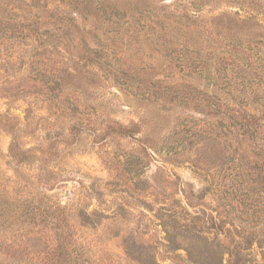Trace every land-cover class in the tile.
Wrapping results in <instances>:
<instances>
[{
	"label": "rangeland",
	"instance_id": "rangeland-1",
	"mask_svg": "<svg viewBox=\"0 0 264 264\" xmlns=\"http://www.w3.org/2000/svg\"><path fill=\"white\" fill-rule=\"evenodd\" d=\"M0 6L1 14L8 6L18 14L12 17L28 22L66 11L80 29L40 25L43 37L71 39L78 61L63 45L57 53L43 47L38 63L23 69L19 59L36 47L34 37L17 40L21 50L0 52V226L55 223L68 233L74 256L92 264H230L232 252L242 263L264 264L262 175L228 169L243 151L227 143L202 169L168 155L171 143L181 148L206 125L188 103L196 105L200 90L214 93V83L225 79L213 66L202 74L188 69L184 62L196 57L188 49L214 60L229 52L238 60L231 57L221 75L256 79L263 97L264 0H0ZM8 57L19 63L3 73ZM238 63L242 74L233 71ZM52 73L60 75L48 78L55 81L51 100L40 81ZM123 83L154 85L156 97L142 99ZM168 84L162 104L160 87ZM19 87L32 92L12 98ZM218 93L252 100L238 90ZM172 95L180 97L173 102ZM134 123L133 137L107 132ZM247 142L246 167L258 159ZM48 232L33 245L44 251L41 259L49 253L57 264L50 251L56 232Z\"/></svg>",
	"mask_w": 264,
	"mask_h": 264
},
{
	"label": "trees",
	"instance_id": "trees-1",
	"mask_svg": "<svg viewBox=\"0 0 264 264\" xmlns=\"http://www.w3.org/2000/svg\"><path fill=\"white\" fill-rule=\"evenodd\" d=\"M25 6L28 7L29 5L25 4ZM3 8V12L5 15L0 13V52H3L2 50H6V52H14L17 49L21 50L20 43H17V40H24L26 38L34 37L35 42L37 43L35 48H26L23 55L20 57L19 60L21 65L25 64L22 65L24 66L23 69H25V66L27 65H35L38 63L34 62L33 60L39 59L38 55H42L41 50L43 47H45L46 51L53 50L57 53L59 50V45H63L64 47H67L69 49L72 58L70 59V57H66L64 55L61 58L66 57V60L70 59L78 61L79 56L77 55V53L75 55V48L71 49L73 44V41H71V39L65 37L62 38L57 35H46L45 37H43V35L40 34V25H46L45 22H41L44 19H34V22H28V20L23 21L21 19L14 18L18 16V14H16V11H14L15 13L12 14L11 9H9L8 6L6 8L4 6ZM15 10H21L20 12H23L21 8H16ZM26 14H31V10H28ZM66 14V11H58L56 14L51 13L49 17H47L44 21L48 22L47 24L55 25L58 31H72V27L76 28L77 30H80L78 26L75 25L77 19L68 17V15L66 16ZM22 17L26 18V16ZM174 37H177V35H174ZM81 42L82 43L80 44H86L83 47L84 54L86 52L90 53V45L88 44L87 39L83 37L81 38ZM228 46L229 47L226 48L227 50L232 47L231 45ZM232 51L233 50H230V52ZM29 52L30 55L28 56V61L26 63L25 53L28 54ZM188 52V55L196 54L195 58H187L184 62V65H186L188 69L202 74L205 71H209V69L213 66L212 68H214L215 75H217V78H220L221 76L225 79H222V81H220L219 83L218 81L214 83V85L216 86H214V93H209L200 90V96L196 99V105L193 106L190 103H188V105L186 104L187 106H192L194 108L193 110L195 111V113L200 116L199 122H202L206 125L204 127H199V132L197 133V135L194 136V138L190 137L192 139H188V142L185 140L184 146H182L181 148H177L178 144L171 143L172 147L170 151H168V155L170 154L171 159L174 160V162L177 164H182L183 162H190L193 164L194 167L202 169L208 167V156L213 155L215 152H217L219 156H222L224 150H228L230 148H227V143H232V145H235L234 150L243 151L242 153H240L242 154L243 159H241V161L239 159L231 160V155L224 157L223 161L226 159L229 161L231 160V162L234 164L233 167L231 164H228V169L230 171L237 170L238 172L241 169H244L247 172L252 170L259 171V173L262 175V179L259 178V180L261 181L264 187V94L262 95L263 97H260L258 90L255 89V87L259 85V83L255 81L256 79H250L251 77L248 76L241 77V79L244 81L239 82H235L233 80L228 81L227 76L223 77L221 73H223L224 71H230L229 61L231 60L232 55L227 51L223 53L224 56L217 55V57L215 58L217 63H215L214 60L215 54L204 55L201 52H191L189 49ZM227 54H229L230 56H226ZM83 59H85V57H83ZM211 59L212 61L214 60V63H212V65L209 64V61ZM234 59L236 58L232 57V60ZM182 60L183 59H181L180 61L182 62ZM3 63L5 68V72L3 73H9L16 68L19 62L15 57H8L3 58ZM240 64L241 63H238V68L233 70L235 73L237 72L238 74H242L245 71L244 68H241ZM0 71H2V68H0ZM254 74L257 73L254 72ZM51 75L52 76L49 77L48 75H46V80L40 82H43V84L45 85V89L42 88V90H46L52 100L57 98L54 89H52V85L55 83V81H51L48 78L55 77L56 79H59L60 74L52 73ZM229 76L230 75H228V77ZM7 84L8 82L6 83V85ZM176 84L178 86H181L182 82H178ZM251 84H254V87H251ZM122 85L126 86V88L130 90L134 89L136 95H139L142 99L149 98V96L156 97L153 91L151 92V90H153L155 86L149 85V83H146L145 85L141 83L138 87H134L135 85L129 83H123ZM167 87H169V84L164 88L162 86L160 87L163 89L162 91L164 96L158 99V102L162 104L168 102V96H166L165 94V90ZM262 87L264 90V83H262ZM5 89H7V87H5ZM5 89L3 90L5 91ZM145 90L147 91V93H144V95H142L141 92ZM235 90H238L239 93H249L250 97H252V100H237L233 97L225 98L220 96L218 93L225 92L226 94H228L231 91ZM31 92L32 91H30L27 87H19L18 90L14 92V95H12L14 96L12 98L24 95L26 96L31 94ZM35 92L36 91H33V93ZM172 96L174 97L173 102L177 101V99H179L180 97L174 95ZM248 104H258V107L255 105H251L253 106V109L251 106L248 109ZM215 124H217V126ZM107 128V132L109 133L112 132L120 135L121 137H133L137 133L138 124L134 123L130 127L121 125L120 129H118V133L115 131L114 127ZM209 129L211 131H208ZM244 142H247V144L250 142L251 147L255 149V154L258 157V159H256V161H253V163L251 165H248V167H246V164L249 161L245 160L246 158L244 152L247 153V149L244 146ZM176 149L178 151L181 149L180 153L176 152ZM4 212V216L9 219L10 215L6 211ZM53 216L54 218L57 217L55 215ZM49 225L50 224L45 225L46 227L44 226L37 229H28L20 225H1L0 264H28L31 259L40 261V263L44 264L53 263V260L51 259L49 253L41 259L44 251L36 248L37 245H33V241L40 237L41 234H44L46 236L50 235V233L48 232L49 230L51 232H56L57 240L51 244L50 251L51 255H53V258H55L57 264H92L83 258L79 259L77 256H74V250L70 249V246L72 245L69 241L66 240L68 239L69 235L66 230L63 229V227H58L57 225H55V223L51 224L54 227H49ZM29 242L31 244L30 247L28 246ZM55 243H58V245H56ZM235 256L236 254L232 252L231 260L229 261L230 264H246L242 263L241 259H238L237 257L235 258Z\"/></svg>",
	"mask_w": 264,
	"mask_h": 264
}]
</instances>
